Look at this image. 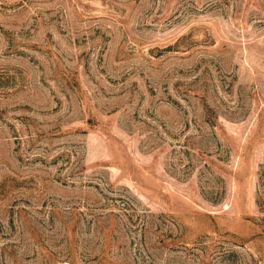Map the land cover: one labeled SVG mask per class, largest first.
<instances>
[{
  "label": "rangeland",
  "instance_id": "1",
  "mask_svg": "<svg viewBox=\"0 0 264 264\" xmlns=\"http://www.w3.org/2000/svg\"><path fill=\"white\" fill-rule=\"evenodd\" d=\"M0 264H264V0H0Z\"/></svg>",
  "mask_w": 264,
  "mask_h": 264
}]
</instances>
